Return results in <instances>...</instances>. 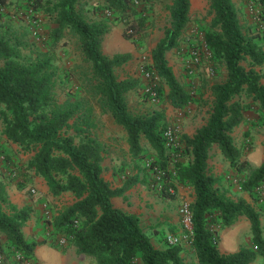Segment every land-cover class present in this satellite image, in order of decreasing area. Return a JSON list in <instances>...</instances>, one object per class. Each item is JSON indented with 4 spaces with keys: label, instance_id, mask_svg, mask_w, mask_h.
I'll use <instances>...</instances> for the list:
<instances>
[{
    "label": "trees",
    "instance_id": "obj_1",
    "mask_svg": "<svg viewBox=\"0 0 264 264\" xmlns=\"http://www.w3.org/2000/svg\"><path fill=\"white\" fill-rule=\"evenodd\" d=\"M248 1L257 7L254 24L240 18L234 0H208L209 21L203 27V43L210 61L224 67L225 77L210 85L206 121L192 135L182 132L178 136L173 131L169 136L162 110H129L126 94L141 80L132 76L120 79L116 70L130 59V54L107 55L102 42L118 22L123 25L122 36L135 41L150 26L149 8L163 4L168 22L151 49L150 60L141 64V73L148 76L144 87L152 88L155 98L183 109L193 101V95L177 78L166 54L185 38L190 0H0V18L1 9L15 3L33 12H46L56 24L51 30L53 40L65 32L73 35L84 63L80 70L83 94L68 93L61 99L50 58L20 62L16 60V47L0 33L2 132L30 154L25 173L30 170L32 176L41 177L54 198L65 192L74 198L52 214L51 234L58 237L51 245L62 251L74 245L95 264H253L257 258L264 259L259 212L246 199L227 196L208 165L210 151L216 145L229 167L236 172L249 169L231 135L244 120L245 106L238 99L242 92L258 103L257 122L264 124V83L254 68L264 63V47L258 43L264 39V0ZM89 2L102 9L105 16L86 18L83 7ZM246 60L248 68L242 63ZM143 98L152 96L145 91ZM91 100L125 131L133 169L128 174L122 172L120 187H112L103 177L105 144L92 132L96 121ZM144 157L149 160L140 167L136 161ZM263 181L264 156L240 187L254 196ZM134 184H152L170 199L177 197L179 185L192 188L190 258L182 255L181 244L165 241L155 246L137 214L112 204V197L125 198L123 193ZM17 186L21 189L24 184ZM30 215V204L18 207L11 202L7 184L0 181V264L8 259L12 264L32 260L36 241L26 239L23 233ZM241 215L249 220L251 246L222 253L218 233Z\"/></svg>",
    "mask_w": 264,
    "mask_h": 264
},
{
    "label": "rangeland",
    "instance_id": "obj_2",
    "mask_svg": "<svg viewBox=\"0 0 264 264\" xmlns=\"http://www.w3.org/2000/svg\"><path fill=\"white\" fill-rule=\"evenodd\" d=\"M234 3L238 8L240 18L249 24H254L257 7L248 0H234ZM94 6L92 2L84 5V16L88 19L104 17V11L94 8ZM207 9L208 0H190V20L184 32L185 38L179 42L177 47L166 54L168 63L172 66L177 78L193 95V101L183 109H175L157 97L154 99L143 98L146 89L144 84L148 80V76L141 73V64L150 60L151 49L162 36L163 29L167 25V10L163 4H155L149 8L150 26L135 41L122 36L123 25L118 22L111 26L102 42V50L107 55L130 54V59L116 70L120 79L132 76L141 80V84L137 88L126 94L129 110L132 113L162 110L169 128L174 129L178 136L182 132L192 135L195 129L206 121L209 108L206 102L210 99V85L213 82L223 80L225 77L224 67L215 65L210 61V55L203 43V27L209 21ZM1 11L0 33L4 34L10 43L16 47L18 52L16 60L29 62L49 57L56 68L57 82L55 88L58 96L64 99L68 93L83 94V89L80 87V70L84 63L77 48L75 37L65 32L53 40L51 30L56 27V24L43 10L33 12L19 5V3H15V5L2 8ZM258 43L264 47V39L260 38ZM242 63L246 68L250 66L247 60ZM254 68L261 73V82L264 83V63ZM156 82L160 84L158 79ZM238 99L245 106L244 120L234 127L231 135L234 144L240 149L241 156L249 162V169L244 172H236L229 167L228 161L223 155L215 156L219 154L216 145L210 151L211 156L213 155L215 158L208 159V165L210 170L212 169L211 171L219 178L220 188L226 191L227 196L230 197L227 194L229 189L231 195L234 194L236 197L241 191L245 192L249 202L260 214L264 235V181L256 188L254 196L240 187L241 181L246 179L250 171L263 160L264 124L257 122L260 114L257 102L252 101L244 92L240 94ZM92 103L96 121V126L92 132L105 144L106 158L119 160L115 163L119 166V171L128 174V169L130 171L133 169V161H131L129 152L124 147L127 144L125 131L113 121L109 113H102L98 105L95 102ZM2 129L3 123L0 119V181L7 184V192L11 201L14 200L19 207L21 204H30L31 207V215L25 224L24 236L26 239L37 243L48 240L55 242L54 239L58 236L51 234L52 227L49 221L52 214L61 206L69 204L71 199L69 195L62 194L54 198L53 201L37 194V184H45V182L39 176H32L30 170L25 173L27 168L24 164L30 154L21 151L18 145L7 140ZM142 143L145 147L147 146L145 139H142ZM120 160H123L121 164L119 163ZM148 160L149 157H144L136 162L140 167H143ZM10 169H13L14 172ZM17 184H24V186L20 189ZM180 186L183 191L179 203L183 200L191 202L193 200L192 188ZM238 232V245L251 246L250 227L240 225ZM55 249L58 250V248ZM55 249L44 244L39 245L34 254V259L43 262V264H55V259L58 257ZM5 263L12 264L10 259ZM26 264H33V261L31 260ZM87 264H95L93 258ZM253 264H264V259L257 258Z\"/></svg>",
    "mask_w": 264,
    "mask_h": 264
},
{
    "label": "crops",
    "instance_id": "obj_3",
    "mask_svg": "<svg viewBox=\"0 0 264 264\" xmlns=\"http://www.w3.org/2000/svg\"><path fill=\"white\" fill-rule=\"evenodd\" d=\"M124 147L128 151V144H125ZM215 156H222L220 150L219 154ZM215 156L212 155L209 159L215 158ZM118 161L119 160H109V158H106V153L103 160L101 161V165L103 167V177L110 182V185L112 187H120L122 185L123 175L122 172H120L118 169L119 166L115 164ZM122 162L123 160H120L119 163L121 164ZM128 171L131 172L129 169ZM134 171L135 170H133V172ZM177 191V197L170 199L164 197L159 192L158 188L154 187V185L152 184H149L148 186L143 184H134L123 193L125 198H123V196H114L112 197L111 201L115 207L120 208L127 213L137 214L144 231L149 235L151 242L158 247L164 244L165 236L167 234L177 233L181 230L178 208L180 204L179 199L181 198V193L183 190L180 185L178 186ZM229 191L231 190L229 189L227 194L230 195L231 198L242 197L249 202L248 198L245 195V192L243 193L241 191L240 194H236V197L234 196V194L231 195ZM37 194L42 195L43 198L47 197V200L54 199V197L49 193L46 184H37ZM64 194L69 195L71 199L69 203L74 201L73 195L71 193L65 192L63 193V195ZM11 202L15 204L14 200H12ZM23 205L24 204H21V206ZM43 205L46 204L43 203ZM240 225H245V227L247 228L250 227L249 220L244 215L239 216L237 221H235L229 227L221 229L219 231L218 247L222 253L236 251L239 247H241L240 245H238V231ZM25 227L26 226L23 227V233L25 232ZM43 244L53 249L57 248L54 245H51L50 240L42 243L36 242L32 258L33 264H43V262L34 259V254L37 251V246ZM181 245H183L184 247L182 255L186 258H190V244L182 242ZM56 252L58 254V257L57 259H55V264H87L89 261H91V258L89 256L78 253L74 245H70L65 251H62L58 248Z\"/></svg>",
    "mask_w": 264,
    "mask_h": 264
},
{
    "label": "built area",
    "instance_id": "obj_4",
    "mask_svg": "<svg viewBox=\"0 0 264 264\" xmlns=\"http://www.w3.org/2000/svg\"><path fill=\"white\" fill-rule=\"evenodd\" d=\"M135 3H137V0H135ZM145 91L148 92L150 96H152V99L155 98V92L152 90V88L147 87ZM173 131L174 129L169 128L167 134L170 136ZM178 212L180 215L181 230L177 233L167 234L165 236V241H167L169 244H181L182 242L190 244L192 237L190 202L186 200L181 201L180 206L178 208ZM63 241V239L60 240V242Z\"/></svg>",
    "mask_w": 264,
    "mask_h": 264
}]
</instances>
